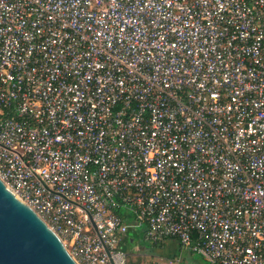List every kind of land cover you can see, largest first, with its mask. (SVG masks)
<instances>
[{
  "label": "built area",
  "instance_id": "1",
  "mask_svg": "<svg viewBox=\"0 0 264 264\" xmlns=\"http://www.w3.org/2000/svg\"><path fill=\"white\" fill-rule=\"evenodd\" d=\"M0 179L77 264H264V0H0Z\"/></svg>",
  "mask_w": 264,
  "mask_h": 264
},
{
  "label": "water",
  "instance_id": "2",
  "mask_svg": "<svg viewBox=\"0 0 264 264\" xmlns=\"http://www.w3.org/2000/svg\"><path fill=\"white\" fill-rule=\"evenodd\" d=\"M0 264H77L59 236L1 179Z\"/></svg>",
  "mask_w": 264,
  "mask_h": 264
},
{
  "label": "rangeland",
  "instance_id": "3",
  "mask_svg": "<svg viewBox=\"0 0 264 264\" xmlns=\"http://www.w3.org/2000/svg\"><path fill=\"white\" fill-rule=\"evenodd\" d=\"M139 229L143 228V225L139 226ZM138 237V235L136 236ZM138 241L137 243L133 244L130 248H128V244L124 245V250L130 253V260L132 261H138L139 264H150L151 262L158 260L160 261V258L154 256L153 253V246L150 244H142L141 241H139V238H136ZM169 249L168 253L170 255H176V257L180 258L184 263L188 264H208L205 262L198 254L192 253L188 251L187 249H184L177 245L176 243L170 241L168 242ZM165 253H167L165 251ZM162 249L160 250V255L165 254ZM174 257V256H169ZM167 259H164L163 261H166Z\"/></svg>",
  "mask_w": 264,
  "mask_h": 264
},
{
  "label": "trees",
  "instance_id": "4",
  "mask_svg": "<svg viewBox=\"0 0 264 264\" xmlns=\"http://www.w3.org/2000/svg\"><path fill=\"white\" fill-rule=\"evenodd\" d=\"M137 235H138V237H136ZM136 238H139V241H141L142 244H150L151 246H153V248H155L153 250V253H154L155 257L157 255H160L159 250H161L160 246L162 245V243H159V242L152 243V242H149V241H145L142 238L141 230L138 229V228H133V227L128 228L126 235L120 241V244H119L120 248L122 250H124V245H127V244H128L127 247L130 248L133 244H135V241H138ZM132 241H134V242H132ZM124 252L126 253V257H127V263L126 264H139L138 261L130 260L129 250H128V252L124 250ZM160 256H162V255H160ZM154 263L159 264V263H162V262L158 261V260H155V261L151 262L150 264H154Z\"/></svg>",
  "mask_w": 264,
  "mask_h": 264
},
{
  "label": "crops",
  "instance_id": "5",
  "mask_svg": "<svg viewBox=\"0 0 264 264\" xmlns=\"http://www.w3.org/2000/svg\"><path fill=\"white\" fill-rule=\"evenodd\" d=\"M170 241H172V242H174V243H176L177 245H178V243L175 241V240H167V241H165L164 243H162V245L160 246V249H162V251L165 253V251L167 252V253H165L164 255H162V256H160V255H157L156 257H158V259L160 258V261L162 262V263H164L165 261H163L164 259H168V258H172V257H169V256H174V257H176V255H170L169 253H168V249H169V244H168V242H170ZM132 242H134V241H132ZM135 243H137V241H135ZM155 249V248H154ZM153 249V250H154ZM159 252H160V250H159Z\"/></svg>",
  "mask_w": 264,
  "mask_h": 264
}]
</instances>
